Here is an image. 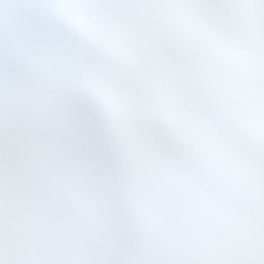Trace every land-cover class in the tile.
<instances>
[{"label":"snow or ice","instance_id":"6c2138e0","mask_svg":"<svg viewBox=\"0 0 264 264\" xmlns=\"http://www.w3.org/2000/svg\"><path fill=\"white\" fill-rule=\"evenodd\" d=\"M0 264H264V0H0Z\"/></svg>","mask_w":264,"mask_h":264}]
</instances>
